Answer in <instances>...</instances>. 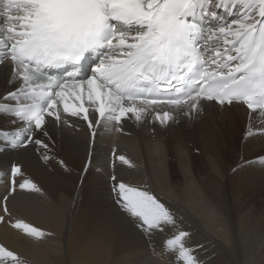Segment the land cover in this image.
I'll list each match as a JSON object with an SVG mask.
<instances>
[{"label": "snow or ice", "instance_id": "1", "mask_svg": "<svg viewBox=\"0 0 264 264\" xmlns=\"http://www.w3.org/2000/svg\"><path fill=\"white\" fill-rule=\"evenodd\" d=\"M0 67L12 84L0 96V116L18 125L0 131V153L29 144L47 149L38 137H49L50 125L72 126L62 114L82 119L93 138L97 129L131 135L124 127L128 120L152 124L155 138L157 124L171 132L181 117H204L208 102L218 106L220 119L226 109L245 105V139L264 135V0H0ZM117 159L135 167L124 155ZM184 171L190 176L187 162ZM157 173L168 177L163 159ZM10 175V187L0 197V223L37 242L53 235L13 220L9 198L18 190L41 189L31 180L14 179L23 176L16 163ZM110 179L120 209L106 226L110 233L132 225L150 243L155 233L171 228L160 252L151 246L150 254L168 253L170 264H203L196 249L204 245L189 243L192 233L179 227L183 217L170 200L146 183ZM201 199L215 230L225 232L220 211ZM148 259L149 254L141 257L142 264ZM0 264L33 261L0 243Z\"/></svg>", "mask_w": 264, "mask_h": 264}, {"label": "bare ground", "instance_id": "2", "mask_svg": "<svg viewBox=\"0 0 264 264\" xmlns=\"http://www.w3.org/2000/svg\"><path fill=\"white\" fill-rule=\"evenodd\" d=\"M10 79L2 68L0 96L12 87ZM209 105L204 117L191 121L181 117L171 132H161L157 124L155 138L152 124L137 126L128 120L124 127L131 135L97 129L92 140L84 123L71 117L67 121L72 126L52 124L49 137H38L48 144L47 149L29 144L0 153V197L10 187L13 163L23 173L15 180H31L41 189L40 193L18 190L9 198L13 220L53 234L37 242L0 223V243L33 264H142L145 254L149 259L144 264H170V254L152 256L150 247L159 253L174 229L155 233L150 243L132 225L114 233L107 230L120 213L110 179L115 175L132 185L146 183L171 201L183 217L179 227L192 233L189 243L204 245L196 249L203 264H264V161L260 159L264 157V135L245 139L249 110L243 105L226 109L223 119L217 115L218 106ZM17 127L0 116V131ZM158 145H162L159 153ZM119 155L135 167L123 164ZM160 159L165 161L166 180L157 173ZM186 162L190 176L184 171ZM201 196L220 211L225 232L215 230Z\"/></svg>", "mask_w": 264, "mask_h": 264}]
</instances>
